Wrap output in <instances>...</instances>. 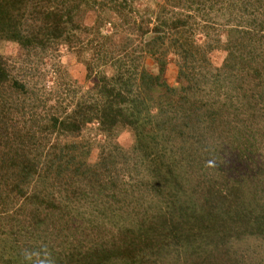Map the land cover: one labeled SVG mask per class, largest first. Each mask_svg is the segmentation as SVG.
Wrapping results in <instances>:
<instances>
[{"label": "trees", "instance_id": "obj_1", "mask_svg": "<svg viewBox=\"0 0 264 264\" xmlns=\"http://www.w3.org/2000/svg\"><path fill=\"white\" fill-rule=\"evenodd\" d=\"M0 264H264V0H0Z\"/></svg>", "mask_w": 264, "mask_h": 264}, {"label": "rangeland", "instance_id": "obj_2", "mask_svg": "<svg viewBox=\"0 0 264 264\" xmlns=\"http://www.w3.org/2000/svg\"><path fill=\"white\" fill-rule=\"evenodd\" d=\"M89 25H92V19L88 20ZM5 53L7 55H10L11 57H16L18 55V47L13 46V45H8L4 49ZM214 60L216 64H221L224 61V56L221 54L214 55ZM60 61L63 62V64H68L69 70L71 73V76L73 79L77 82L76 85H73L74 89H83V90H88L89 88L92 87V84L88 82L87 80V70L86 68L78 63L77 57L75 54L68 52L65 48L62 49L61 52V59ZM149 68L153 69V64L148 63ZM52 68V62L49 60H46L44 64H41V70L44 71L45 69H51ZM107 73H111L110 69H105ZM178 75V68L176 66V63L174 62V57L170 58L169 65L167 66L166 69V80L170 85H175L176 79ZM37 80H34L33 84H37ZM55 83V75L53 73L50 74L47 78V88L53 87ZM39 87L43 89V84L39 83ZM97 125L93 126V129H96ZM101 139V138H100ZM119 143L121 144L122 147L125 149H129L132 146V136L130 133L127 131H122L119 134ZM98 156V150L95 149L94 151V157L93 160H96Z\"/></svg>", "mask_w": 264, "mask_h": 264}]
</instances>
